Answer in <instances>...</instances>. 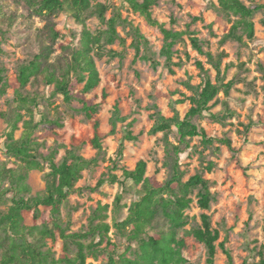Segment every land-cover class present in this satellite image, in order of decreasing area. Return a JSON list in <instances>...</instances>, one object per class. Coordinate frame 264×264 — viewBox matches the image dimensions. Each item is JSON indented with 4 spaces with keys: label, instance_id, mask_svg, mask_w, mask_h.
<instances>
[{
    "label": "rangeland",
    "instance_id": "1",
    "mask_svg": "<svg viewBox=\"0 0 264 264\" xmlns=\"http://www.w3.org/2000/svg\"><path fill=\"white\" fill-rule=\"evenodd\" d=\"M240 1L246 6L264 5V0H254L253 3L249 0ZM98 2L110 6L105 13L106 20L114 12H118L121 19L126 20L130 26L118 23L116 27L124 45L116 41L104 47L106 52L116 54L114 58L108 55L94 57L100 83L95 90L85 95V99L99 104L96 119L99 131L105 134L102 141L104 152L97 165L82 172L75 190L61 206L60 217L63 227L69 224L66 234L76 233L86 230L89 215L98 204L107 205L106 223L110 225L108 238L115 245L113 258L117 260L121 255L132 257L136 248V244H130L125 238H121L112 225L115 219H124L128 206L138 199L139 186L124 181L122 171L132 170L138 161L143 160L146 162L145 175L154 176L158 183L163 184L171 175L169 160H166L163 150L162 135L148 134L152 126L151 106L156 105L165 117H171L174 109L183 117L190 107L188 98L192 95L186 84L192 87L201 84L195 62H201L209 70L211 81H214L215 73L207 64L206 58L192 50L186 37L174 47L176 57L182 60V65L173 69L174 74L168 73L163 68V59L158 56L163 42L159 30L150 27L123 0ZM213 6H217V0H160L152 8L153 17L167 29L194 32L202 42L207 43L205 50L213 55L223 51L226 57L222 60L221 68L223 70L227 66L225 82L235 80L229 96L225 98L219 94L218 101L196 123L209 137L230 139L232 145L239 149L241 167L237 166L232 154L224 146L214 144L204 148L198 139L190 141V149L179 159L182 179L186 181L190 176L201 172L211 183L210 191L214 200L209 210L202 211L196 204V191L190 195L192 203L185 211L189 223L177 231L176 239H183L185 242L182 249L185 264H206L204 246L186 234V231L200 225V215L205 213L210 217L212 228L218 232L214 264H227L226 255L219 247L220 243L230 254L231 264H252L258 262L259 250L264 255V91L258 69L259 65L264 66V11L257 12L253 17V40H244L242 45L232 41L220 44L223 27L228 28L230 23L219 16ZM193 18L199 20L192 22ZM210 24L211 32L207 27ZM131 26L138 28L147 39L152 52L156 54V60L160 62L157 69H152L147 62L134 59ZM84 29L94 33L105 30L106 26L94 16L87 17L84 26H80L67 12L48 15L40 12L34 2L0 0V68L5 79L17 76L21 63L34 60L42 52L45 53V49L50 52L46 63L56 68L63 66L71 54L80 49ZM53 31L57 35L54 36ZM32 80L24 88L22 95L34 100L29 107L34 123L39 124L33 134V139L38 144L37 153L47 157L55 151L54 161L57 163L73 147V143L91 136V122L80 113L81 104L77 100L67 105L61 96L52 95L53 87L45 85L42 76L36 81ZM81 87L82 85L77 86L75 92L79 93ZM103 94L106 98L101 103ZM224 100L235 114L222 126L210 121L208 116L220 112L221 102ZM115 104L125 121L118 123L115 133L110 135L109 120ZM17 110L13 89L7 88L6 94L0 96V165L7 169L21 166L19 161L4 152L6 136L13 131L11 124ZM20 114L25 115V111H20ZM24 119L28 120L29 115H25ZM130 122L132 125L127 128ZM249 123L252 127L245 139L237 130L242 131L243 126ZM127 130L136 137V141L123 142V156L116 169L110 170V160L116 157L119 142ZM21 132L22 123L19 122L12 133L13 138L18 139ZM169 138L176 144L174 133ZM80 154L89 159L95 156V151L84 144L81 145ZM208 162L214 163L211 172L204 169ZM42 166V170H30L27 174L31 196L45 188L43 176L49 171V166L47 162L42 163ZM110 174L116 176V183H105L100 188L91 190L100 177L107 178ZM117 195H121L118 207L114 203ZM10 198V193L0 198V212L7 210ZM154 228L156 234L166 233L168 230L167 225L160 220L155 223ZM55 234L54 241L46 240V247L53 252L54 258L74 257L75 246L69 245L64 251L63 241L57 231ZM94 242L97 243L98 239ZM105 248L106 244L103 242L98 247L100 252L87 256L85 264H107L106 252L103 251Z\"/></svg>",
    "mask_w": 264,
    "mask_h": 264
},
{
    "label": "trees",
    "instance_id": "2",
    "mask_svg": "<svg viewBox=\"0 0 264 264\" xmlns=\"http://www.w3.org/2000/svg\"><path fill=\"white\" fill-rule=\"evenodd\" d=\"M159 1L123 0L132 12L139 14L150 27L157 28L161 33L163 42L158 56L163 59V68L168 73L174 74L173 69L181 67L182 60L176 57L177 52L174 47L182 43L186 37L192 50L206 58L215 76L214 81H211L209 70H206L201 62H195V67L201 77V84L196 87L186 84L192 95L188 98L190 107L183 117H180L175 109L171 117H165L156 105L151 106L152 126L148 134L162 135L163 150L166 160H169L171 175L163 184L158 183L154 176L145 175L146 162L143 160L138 161L132 170L122 171L124 181H130L134 186H139L138 199L128 206L126 217L122 220L115 219L112 225L121 238H125L130 244H136V248L132 252V257L121 255L114 260L115 245L108 238L110 225L106 223L107 205L98 204L91 211L86 230L70 234H66L69 224L63 227L60 209L75 190V185L80 180L82 172L97 165L104 152L102 141L105 134L99 131V122L96 119L99 104L85 99V95L95 90L100 83L94 57L101 58L108 55L114 58L116 54L112 51L106 52L104 47L116 41L124 45V40L120 38L116 27L118 23L128 26L130 24L122 20L118 12H114L113 16L106 20L105 13L110 6L99 3L98 0H27L29 3H36L38 10L48 15L67 12L80 26H84L87 17L94 16L106 26V29L94 33L84 29L80 49L73 52L66 63L59 68L46 63L50 54L49 49H45V53L42 52L34 60L21 63L15 77L5 79L3 70L0 68V96L6 94L7 88H12L17 102L18 110L14 114L11 128L14 131L17 124L22 123L20 137L14 139L12 131L7 134L4 144L5 154L19 161L21 166L16 169H7L0 165V189L2 188L0 198L11 194L9 207L6 211L0 212V264H85L87 256H94L100 252L98 247L103 242L106 244L103 251L106 252L107 264L186 263L182 256L185 242L183 239H176V234L179 229H183L189 223L185 211L192 203L190 195L196 191V204L202 211L209 210L214 196L210 191V181L205 179L201 172L183 181L179 159L190 149V141L196 138L204 148L212 147L214 144L224 146L232 154V159L236 161L237 166L241 167L238 159L239 149L232 145L230 139L209 137L196 123L218 101L219 94L225 98L229 96L235 80L225 82L227 66L223 70L221 68L222 60L226 57L223 51L213 55L205 50L207 43L202 42L194 32L167 29L163 23L153 17L152 8L157 6ZM253 1L249 0L252 3ZM213 8L219 16L230 23L228 28L223 27L220 44L232 41L242 45L244 40H253V17L257 12L264 11V5L246 6L240 0H217V6ZM198 20V18H193L192 22ZM207 27L211 32L212 25ZM131 31L133 36L131 47L135 50L134 59L147 62L152 69H157L160 62L156 60V54L152 52L147 39L138 28L131 26ZM53 35H57L55 31ZM141 51L142 55H140ZM258 69L263 80L264 91V66L259 65ZM39 76L43 77L45 85L53 87L52 95L61 96L65 104L69 105L73 100H77L81 104L80 113L91 122V136L76 144L73 143V147L67 150L64 157L57 163L54 161L55 151L47 157L37 153L38 144L33 139V134L39 124L34 123L32 110L29 107L34 100L22 95L24 88L31 83V79L36 81ZM79 85H82L81 90L76 93L75 88ZM105 98L106 95L103 94L101 103H104ZM221 108L220 112L209 114L208 118L224 126L227 119L232 118L235 112L229 108L226 100L221 102ZM22 110L25 111V115H29L28 120L24 119L25 115L20 114ZM124 121L125 118L120 116L118 105L115 104L109 120V134L113 135L116 125ZM55 123L58 125L57 122ZM131 125L132 122L127 124V128ZM251 127L250 123L244 125L243 130H237V133H241L246 139ZM172 133L176 136V144L170 141L169 137ZM124 141L134 142L136 137L132 136L129 130L124 133L119 142L116 157L110 160V170L116 169L118 161L123 156ZM84 144L95 151L94 157L87 159L80 154L81 145ZM44 162H47L49 166V171L43 176L45 188L42 192L31 196L27 174L30 170H42ZM213 168L214 163L208 162L204 169L211 172ZM117 181L113 174L107 178L102 176L91 190H96L105 183L114 184ZM120 201L121 195H117L114 200L116 207L119 206ZM158 220L167 225L166 233L156 234L154 226ZM56 231L63 241L64 251L69 245L75 246L74 257L64 256L56 260L53 252L46 247V240H55ZM186 234L204 246L206 264H214L218 232L212 228L210 217L202 213L200 225L186 231ZM95 239H98L97 243L94 242ZM219 247L226 255L227 264H231V256L224 249L223 244L220 243ZM258 257V262L252 264H264L262 250L258 251Z\"/></svg>",
    "mask_w": 264,
    "mask_h": 264
}]
</instances>
